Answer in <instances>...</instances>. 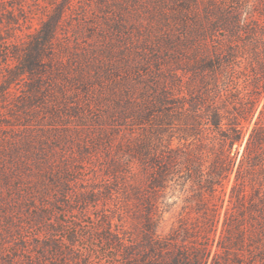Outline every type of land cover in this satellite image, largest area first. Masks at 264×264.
I'll return each mask as SVG.
<instances>
[{"label": "rangeland", "instance_id": "rangeland-1", "mask_svg": "<svg viewBox=\"0 0 264 264\" xmlns=\"http://www.w3.org/2000/svg\"><path fill=\"white\" fill-rule=\"evenodd\" d=\"M56 17L38 69L27 68L38 31ZM252 31L256 43L243 44ZM217 53L229 61L225 71H198L200 56ZM263 59L264 0H0V264H38L33 245L50 238L62 243L66 264H110L103 233L135 240L146 208L158 236L179 220L198 236L212 218L214 251L264 106L261 85L259 95L252 85ZM206 89L224 122L245 113L222 203L204 185L226 144L188 103ZM144 153L156 163L173 158L161 186H149ZM246 174L258 187L257 168Z\"/></svg>", "mask_w": 264, "mask_h": 264}, {"label": "trees", "instance_id": "trees-1", "mask_svg": "<svg viewBox=\"0 0 264 264\" xmlns=\"http://www.w3.org/2000/svg\"><path fill=\"white\" fill-rule=\"evenodd\" d=\"M57 26L58 17L42 25L38 31L39 36L35 39L37 55L30 54L24 60L23 64L27 68L38 69L39 51L50 43L56 34ZM227 29L229 28L226 25ZM255 36L254 31L251 34H246L242 39L243 44L252 43L254 45ZM252 40L254 42H251ZM235 52L236 50L231 44L227 45V57L234 56ZM199 59L196 61L198 71H203V73L210 71L213 76L217 74L218 69L220 72L221 70L225 71L229 65V61L227 59L222 61L223 57L218 53L214 55V58L204 55ZM257 64L258 68L255 69V79L252 85L253 92L259 95L260 85V91H264V59L258 61ZM207 84L206 78H203L200 87L207 86ZM208 96L209 93L206 89V92L201 91L188 103L193 113L202 110V116L199 115V118L203 117L206 120L210 131L221 132L222 138L220 139L223 145L226 144L214 159L213 177L205 181L204 185L210 199L217 198L222 203L225 195L223 179L228 180L231 170V167L228 166V161L230 162L232 159L231 147L234 143L241 141L243 133L240 120L245 118V113L241 110L237 111L232 119H227V122H224L222 112L213 108L212 103L208 100L205 101ZM199 106H202V109ZM263 115L264 106L260 109L245 142L242 157L230 186L228 206L225 209L222 230L214 251H212V242L216 232V221H212V218L206 216V223L198 228L203 233H199L198 236L189 233L182 220H179L177 226L165 236H158L154 231V223L149 217L150 208H146L147 214L143 216L142 226L135 240L128 239L129 237L124 232L105 231L103 233L105 240L113 245L110 264H264V157L261 155V149L264 146ZM224 124L229 125H227V131L222 130ZM139 159L144 173L149 177L150 187L161 186L167 178L168 166H173L174 163L171 157H168V161L156 163L155 157L150 153H144L139 156ZM187 159L191 162L190 157ZM154 165L157 166L153 168L154 171L147 172V168ZM255 168L260 175L259 186L250 187L246 173ZM248 186L252 191L248 190ZM36 217L43 219L45 214L38 212ZM69 241L73 242L74 237ZM33 246L39 248L40 251L31 255V263L37 260L38 264H66L67 257L63 255V246L60 241L50 238L48 243L35 242Z\"/></svg>", "mask_w": 264, "mask_h": 264}]
</instances>
